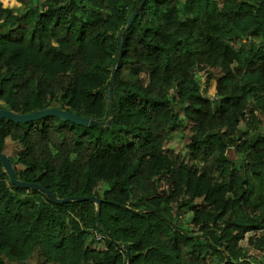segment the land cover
<instances>
[{
  "label": "trees",
  "instance_id": "trees-1",
  "mask_svg": "<svg viewBox=\"0 0 264 264\" xmlns=\"http://www.w3.org/2000/svg\"><path fill=\"white\" fill-rule=\"evenodd\" d=\"M15 1L0 0V109L99 125L0 119V154L56 199L101 200L106 235L94 204L55 205L0 165V264H264V0ZM184 131L187 159L165 149Z\"/></svg>",
  "mask_w": 264,
  "mask_h": 264
},
{
  "label": "water",
  "instance_id": "water-1",
  "mask_svg": "<svg viewBox=\"0 0 264 264\" xmlns=\"http://www.w3.org/2000/svg\"><path fill=\"white\" fill-rule=\"evenodd\" d=\"M135 16H136V12L134 11L129 16L123 32L128 30V28L132 24ZM121 46H122V40H121V36H119L118 37L119 52L121 50ZM117 59H119V57ZM115 69H116V67L112 71V83H111V88L109 90V98L112 97V87L114 85L113 78H114V74H115ZM48 117L58 118L61 122H70V123H73L77 126H83V127H89V128L97 127L99 125L94 120H90L87 118H80L78 116H75V115L67 112V111H63V110H59V109H44V110L32 112V113L27 114V115H18V114H14V113L10 112L9 110L3 109V108L0 109V119H4L7 121L20 123V124L29 123V122H36V121H39V120H42V119L48 118ZM0 165L3 169V172L8 176L9 181L13 186H15L17 188L28 189V190L29 189L30 190H39L46 197L51 198L53 204H55V205L67 204V203L74 202V201H76V202H90V203L94 204L95 206H97V211L95 214L97 228L103 235H106V233L101 229L100 223H99V209H100V205L102 203L101 200H98L94 197H86V198L69 197V198H66L63 200L56 199L52 196V194L50 192L43 190L42 188H40L39 186H37L35 184H27V183L17 181L15 179L14 168L11 166L8 158H6L2 154H0ZM124 250H126V253L128 254L127 249L124 248Z\"/></svg>",
  "mask_w": 264,
  "mask_h": 264
},
{
  "label": "rangeland",
  "instance_id": "rangeland-1",
  "mask_svg": "<svg viewBox=\"0 0 264 264\" xmlns=\"http://www.w3.org/2000/svg\"><path fill=\"white\" fill-rule=\"evenodd\" d=\"M5 9L11 10L14 14L21 12L20 9L17 6L11 7V9L10 8H5ZM185 18L186 17H181L180 20L184 21ZM0 31H4V33H1V35L5 36L6 34H8L9 29L8 28H0ZM224 46H226L227 48H229V50H231L234 53H236L239 50L240 44L237 42L233 46L231 45V47H230V44H227V43H223V44L216 43L215 52H216L217 55L215 57H216L217 62L215 60H213L214 64L215 63L216 64L219 63ZM244 56H245V53H243L241 55V57H244ZM224 66L228 67L225 64H224ZM205 70H211V68H209L208 66H205ZM203 73L204 72H196V73H194L192 82L196 86H198L199 88L203 89V91H204V95L203 96L206 99H212L214 97V80L212 78H209L208 80H203L202 79V74ZM0 107H3V105L1 103H0ZM186 134H187V131L186 132L184 131L183 133H177V134L173 135L166 142L165 149L169 150V151H172V152L179 153L183 158L187 159L186 144L188 143V136ZM17 151H18L17 145H14V144L10 143L9 141L6 142L5 154L7 156H11V155L15 154ZM187 218L188 217H185L181 221H179V225L181 227H183V228H187L188 227L189 221L187 220ZM240 245L243 246V242H241ZM102 248L104 249L105 247H102ZM251 264H255V263H251Z\"/></svg>",
  "mask_w": 264,
  "mask_h": 264
},
{
  "label": "built area",
  "instance_id": "built-area-1",
  "mask_svg": "<svg viewBox=\"0 0 264 264\" xmlns=\"http://www.w3.org/2000/svg\"><path fill=\"white\" fill-rule=\"evenodd\" d=\"M95 239H96V240H99V239H100V235H99V234H96V235H95Z\"/></svg>",
  "mask_w": 264,
  "mask_h": 264
}]
</instances>
